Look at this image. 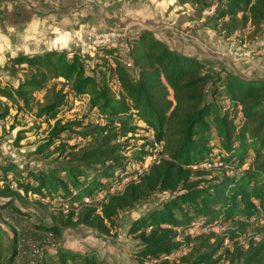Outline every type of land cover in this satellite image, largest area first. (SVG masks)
Segmentation results:
<instances>
[{"label": "trees", "instance_id": "obj_1", "mask_svg": "<svg viewBox=\"0 0 264 264\" xmlns=\"http://www.w3.org/2000/svg\"><path fill=\"white\" fill-rule=\"evenodd\" d=\"M178 1L200 11L214 8L206 24L228 38L249 28L250 37L263 32L264 0ZM129 47L134 70L109 44L96 46L99 57L91 67L77 51L7 57L14 80L0 78V120L15 110L16 116L47 124L36 154L53 147L58 157L47 170L0 163V199L5 200L0 208L14 205L20 192L60 201L58 210L52 208L53 224L39 227L41 233L61 237L62 226L82 224L109 235L122 212L161 193L167 198L136 218L129 230L142 264H170L169 258L182 250H188L181 257L184 264H221L234 254L245 264H264V240H255L253 233L246 249L239 242L254 232L252 219L264 222V80L216 74L209 61L172 49L150 29L132 36ZM56 79L63 83L50 86ZM43 91L44 102L36 97ZM80 105L87 113L66 117ZM142 129L153 138L139 137ZM72 139L78 143L71 145ZM158 149L146 173L112 192L129 176L132 162ZM217 163L223 165L221 175L212 173ZM100 193L103 199L84 203ZM214 226L220 231L189 233ZM1 236L0 264H16L17 241L6 258ZM39 264L104 262L96 251L61 245L44 253Z\"/></svg>", "mask_w": 264, "mask_h": 264}, {"label": "rangeland", "instance_id": "obj_2", "mask_svg": "<svg viewBox=\"0 0 264 264\" xmlns=\"http://www.w3.org/2000/svg\"><path fill=\"white\" fill-rule=\"evenodd\" d=\"M213 9L200 11L198 8L189 5L187 8L183 7L177 10V13L173 8H166L160 14V25L163 27L171 25L173 34L169 29L164 28L161 30L164 33L163 36L161 35L162 38L165 37L168 45L175 50L180 49L187 54L190 53V55L209 61L216 74L224 76L229 72L245 79L264 80V28L257 37H250L249 28L244 33L238 32L228 38L215 30L211 24H206V21L212 16ZM142 25L144 28L152 26L151 28L156 29V25L148 22ZM140 28L141 26L137 28V31ZM168 32L174 39H169L171 36L166 35ZM133 33L131 32L130 35ZM69 50L79 51L83 54L90 67L99 57L93 46ZM7 69L6 67L3 69L2 80H14L9 69ZM60 82L63 83V79L53 80L50 82V86ZM45 95L46 91H43L37 93L36 97L44 102ZM2 100L6 101L5 99ZM3 110L4 107H0V113ZM75 110L79 112V115L87 113V109H84L82 105ZM33 111H36L35 108ZM72 116L69 113L66 115V117ZM92 117L94 118V115ZM143 131L144 129L138 135L145 139L146 133ZM47 134V124H42L41 121L27 115L16 116V111L11 110L9 117L0 120V163L12 161L19 169L47 170L54 167L56 165L55 159L58 157L56 148L52 147L43 154H36L38 146L44 141ZM64 137H69V135L65 134ZM77 143L78 140L73 139L70 142L71 145ZM13 154H16V158L12 157ZM209 167L207 166V168ZM220 167L217 163L212 172L213 175H221ZM11 179L14 182L12 175ZM13 186L15 187L14 183ZM14 196V205L7 209L0 208V233L3 235L1 237L4 247L7 249L6 258L11 255V247L15 240L17 241L16 264H39L44 253H53L61 245L77 251H96L98 258L104 264H142L135 255L139 251L138 241L129 234V230L136 218L167 198L165 194L157 193L151 199L140 203L135 209L122 212L117 219V227L109 235L98 232L91 227L77 224L67 228L62 226V236L58 237L50 232L41 233L38 228L53 224L52 214L54 211L52 208L55 207L58 210L62 206L60 201L52 203L51 200L47 199L44 202L33 195L25 196L22 192H20V196ZM101 196L103 194L100 193L97 198ZM4 201L0 199V204H3ZM67 204L69 208L72 205L71 202ZM68 207L67 209H69ZM253 223L254 232L252 233L257 234V241L264 240L262 217L254 218ZM190 231L189 233H191ZM246 242L247 239L241 243L244 249H246ZM227 248L231 251L234 250L231 245ZM187 253L188 250H182V252L174 254L169 258V263L184 264L181 257ZM158 263L147 261L144 264ZM221 264H245V258H238L234 254L226 260L224 259Z\"/></svg>", "mask_w": 264, "mask_h": 264}, {"label": "crops", "instance_id": "obj_3", "mask_svg": "<svg viewBox=\"0 0 264 264\" xmlns=\"http://www.w3.org/2000/svg\"><path fill=\"white\" fill-rule=\"evenodd\" d=\"M188 6L178 0H0V78H3L8 56L47 49H84L81 34L92 29L122 28L134 32L132 36L142 29H150L168 45L161 30L171 31L173 27L160 25L161 12L166 8L177 12ZM146 22L156 25V29L144 28L142 24ZM137 26H141L138 31ZM171 33L166 35L171 36ZM177 51L187 54L180 49Z\"/></svg>", "mask_w": 264, "mask_h": 264}, {"label": "built area", "instance_id": "obj_4", "mask_svg": "<svg viewBox=\"0 0 264 264\" xmlns=\"http://www.w3.org/2000/svg\"><path fill=\"white\" fill-rule=\"evenodd\" d=\"M83 36V40L80 42L83 47L87 46H93L94 49H96V46L98 44H109L112 45L116 48H118L121 51V54L124 56L126 64L128 65L129 68L134 69L133 65V59L131 57V51L129 47V40L131 39L132 35L128 31L122 28H109L103 31H96V30H87L83 31L81 34ZM115 85H118L119 82L118 80H115ZM75 107L69 112V115H74L75 113ZM141 125V124H138ZM146 133V137H149L150 139L153 138L152 134L144 129L143 131ZM161 149L156 150L153 155L143 159L142 161H137V162H132L126 169L127 174L129 176L125 178L122 183L115 188L112 189V192L114 191H120L121 189L124 188V186L131 180L137 181L140 176H142L144 173H146L150 166L157 161V156L158 153L160 152ZM13 158H16V154L12 155ZM219 165L222 167L223 165L219 163ZM104 195L101 196L100 198L95 197L93 198H86L84 199V203H91L93 200L98 201L103 199ZM254 222V219H252V223ZM254 224V223H253ZM211 231H216L219 232L220 228L219 226H214L211 228H205L203 230H198V229H192L190 234L192 236L201 234V233H209ZM253 233L250 232L246 234L243 237L239 238L240 244L244 242L245 239H248ZM255 240L257 239V236L254 237Z\"/></svg>", "mask_w": 264, "mask_h": 264}]
</instances>
